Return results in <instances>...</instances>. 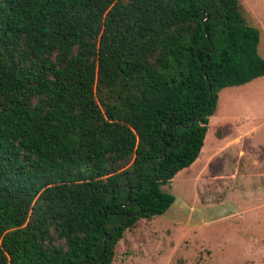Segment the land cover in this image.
Segmentation results:
<instances>
[{
    "label": "trees",
    "instance_id": "1",
    "mask_svg": "<svg viewBox=\"0 0 264 264\" xmlns=\"http://www.w3.org/2000/svg\"><path fill=\"white\" fill-rule=\"evenodd\" d=\"M260 42L239 0H0V264H113Z\"/></svg>",
    "mask_w": 264,
    "mask_h": 264
},
{
    "label": "rangeland",
    "instance_id": "2",
    "mask_svg": "<svg viewBox=\"0 0 264 264\" xmlns=\"http://www.w3.org/2000/svg\"><path fill=\"white\" fill-rule=\"evenodd\" d=\"M261 32L264 0H239ZM206 158L163 190L176 202L126 231L113 264H264V77L222 90Z\"/></svg>",
    "mask_w": 264,
    "mask_h": 264
},
{
    "label": "water",
    "instance_id": "3",
    "mask_svg": "<svg viewBox=\"0 0 264 264\" xmlns=\"http://www.w3.org/2000/svg\"><path fill=\"white\" fill-rule=\"evenodd\" d=\"M209 17H207L206 21L208 20ZM108 227H116V225H108Z\"/></svg>",
    "mask_w": 264,
    "mask_h": 264
},
{
    "label": "crops",
    "instance_id": "4",
    "mask_svg": "<svg viewBox=\"0 0 264 264\" xmlns=\"http://www.w3.org/2000/svg\"><path fill=\"white\" fill-rule=\"evenodd\" d=\"M207 149H208V147H207ZM206 155H207V152H206ZM205 158H206V157H205ZM205 158H204V159H205ZM204 159H203V160H204ZM203 160H202V161H203ZM200 162H201V161H200Z\"/></svg>",
    "mask_w": 264,
    "mask_h": 264
}]
</instances>
